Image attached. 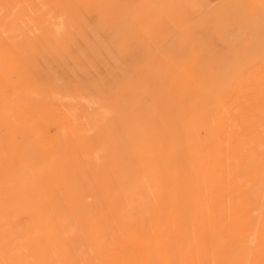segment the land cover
<instances>
[{
  "label": "rangeland",
  "instance_id": "obj_1",
  "mask_svg": "<svg viewBox=\"0 0 264 264\" xmlns=\"http://www.w3.org/2000/svg\"><path fill=\"white\" fill-rule=\"evenodd\" d=\"M254 5L0 0V264H264V142L219 84Z\"/></svg>",
  "mask_w": 264,
  "mask_h": 264
},
{
  "label": "bare ground",
  "instance_id": "obj_2",
  "mask_svg": "<svg viewBox=\"0 0 264 264\" xmlns=\"http://www.w3.org/2000/svg\"><path fill=\"white\" fill-rule=\"evenodd\" d=\"M251 2L256 7V11H264V0H251ZM180 3V2H179ZM131 5V4H130ZM241 14V12H239ZM264 14V13H263ZM235 20V19H234ZM246 27L249 30L248 36L246 38L242 39L241 42V50H243L245 53L242 54L241 60L238 62V64L235 66V70H227L223 73V75L219 76L220 79V85L224 86L226 88L225 94L220 99L222 103H224V119L223 121L226 122L227 126L233 129L234 132H237L240 134L243 129L242 124V118L245 117L248 119V122L253 126L252 131L255 132V134L258 136L259 142H264V132H260L258 130L257 124H256V118L253 116V113H249L246 110V107L249 105V103L255 102L257 106L263 107L264 106V18L259 17L258 15H250L246 19ZM208 28V27H207ZM17 38V37H16ZM116 44V43H115ZM232 50V49H231ZM236 58V57H235ZM239 60V59H238ZM159 61V60H158ZM162 61V60H161ZM229 62V61H228ZM227 62V63H228ZM161 64V63H160ZM168 86V85H167ZM147 87V86H146ZM185 91V90H184ZM254 91L256 95L250 96L249 92ZM162 92V91H161ZM181 95V94H180ZM180 100V99H179ZM162 101V100H161ZM173 101V100H172ZM158 102V100H157ZM164 101H162L163 103ZM236 102H241L240 108L241 111L234 112L232 111L233 105ZM161 103V104H162ZM163 105V104H162ZM169 106V104H168ZM171 107V105H170ZM169 107V108H170ZM173 110V109H172ZM178 114V113H177ZM185 115V114H184ZM255 118V119H254ZM134 121V120H133ZM256 124V125H255ZM74 127V126H73ZM79 127V126H78ZM242 128V129H241ZM65 131V130H64ZM69 132V131H68ZM247 132V131H246ZM67 132L63 133L66 134ZM121 133V131H120ZM125 133V132H124ZM248 133V132H247ZM62 134V135H63ZM69 134V133H68ZM122 134V133H121ZM126 134V133H125ZM70 135V134H69ZM68 135V136H69ZM72 135H74L72 133ZM253 135V134H252ZM67 136V135H65ZM254 136V135H253ZM70 138V137H69ZM117 138V137H116ZM191 138V137H190ZM91 140V139H89ZM82 141V140H81ZM5 143V142H4ZM72 143V142H71ZM1 144V143H0ZM74 144V143H72ZM72 144H70L72 146ZM75 145V144H74ZM93 146V145H92ZM250 146V145H249ZM74 147V152L76 153L78 150L75 149V146H72L71 149ZM87 146L85 145V148ZM4 148V147H3ZM77 150V151H76ZM93 150V149H92ZM91 151V149H90ZM96 151V150H95ZM94 151V152H95ZM72 152V151H71ZM78 153V152H77ZM39 154V153H38ZM84 154H87L84 153ZM90 154V153H88ZM93 154V153H92ZM97 154V151H96ZM95 154V155H96ZM40 155V154H39ZM74 155V154H73ZM100 155V154H98ZM84 156V155H83ZM92 156V155H91ZM75 156H73L74 158ZM86 157H88L86 155ZM98 157V156H97ZM79 158V157H78ZM77 158V160H78ZM89 158V157H88ZM76 159V158H75ZM82 158L80 157V160ZM92 158H89L91 162ZM98 159V158H97ZM79 160V161H80ZM44 161V160H43ZM82 161V160H81ZM96 161V157H95ZM99 161V160H98ZM96 161V164L98 163ZM4 162H6L4 160ZM77 163V161H75ZM101 162V161H100ZM7 163V162H6ZM82 163V162H81ZM81 163H77V165L81 166ZM93 163V162H92ZM8 164V163H7ZM83 164V163H82ZM94 164V163H93ZM84 165V164H83ZM92 165V164H91ZM85 166V165H84ZM98 166V165H97ZM12 167V166H11ZM82 167V166H81ZM79 167L78 169H80ZM94 167V166H93ZM92 167V168H93ZM228 167V165H227ZM50 168V167H49ZM85 168V167H84ZM83 168V170H84ZM95 168V167H94ZM48 170V169H47ZM82 170V171H83ZM104 170V169H103ZM107 170V169H106ZM80 171V170H79ZM87 171V170H86ZM63 172V171H62ZM81 173V172H80ZM83 174V173H82ZM85 174V173H84ZM87 174V173H86ZM106 174V173H105ZM89 175V174H88ZM110 175V173H109ZM108 175V177H109ZM88 177V176H87ZM106 177V176H105ZM201 177V176H200ZM203 177V176H202ZM86 178V177H85ZM90 178V177H89ZM110 178V177H109ZM63 179V177H62ZM84 179V178H83ZM88 179V178H87ZM89 180V179H88ZM110 180H112L110 178ZM87 181V180H84ZM100 181V180H99ZM98 181V182H99ZM90 182V181H89ZM88 181L86 183H89ZM113 182V181H112ZM50 183V182H48ZM93 183V182H92ZM67 184V183H66ZM107 184V182H105ZM88 185V184H87ZM94 183L91 185H88L87 188L94 187ZM108 185V184H107ZM252 185V184H251ZM92 189V188H91ZM90 188L88 189V191ZM96 189L94 188V191ZM118 190V189H117ZM73 191V190H72ZM206 191V190H205ZM97 192V191H96ZM112 193L116 192L114 190L111 191ZM119 193V191H117ZM73 193V192H72ZM95 193V192H94ZM74 194V193H73ZM91 194V193H90ZM93 195V194H92ZM96 196V195H95ZM94 200V199H93ZM66 201V200H65ZM89 201V198H88ZM74 203V202H73ZM72 204V203H71ZM124 204V203H123ZM67 205V204H66ZM73 205V204H72ZM263 205V204H262ZM64 206V205H63ZM70 207V205H67ZM83 206V205H79ZM77 207V206H76ZM85 207V206H84ZM121 208V207H120ZM124 208V207H123ZM179 208V207H178ZM74 209H78L74 208ZM83 209V208H82ZM99 209V208H98ZM123 210V209H122ZM79 212V211H78ZM83 212V211H80ZM102 212V211H101ZM104 212V211H103ZM107 212V211H106ZM119 212V211H118ZM121 212V211H120ZM84 214V213H83ZM78 216V215H77ZM82 216V215H81ZM85 216V215H84ZM106 216V215H104ZM79 218V216H78ZM83 218V216H82ZM93 218V217H92ZM96 218V217H95ZM93 218V219H95ZM105 219V218H104ZM96 220V219H95ZM106 222H108L107 219H105ZM97 221V220H96ZM99 221V220H98ZM90 223V221L88 220ZM95 222V221H93ZM92 222V223H93ZM87 224V223H86ZM91 224V223H90ZM94 224V223H93ZM109 223H107L108 225ZM95 226V225H94ZM93 227V225H92ZM101 229V228H100ZM99 229V230H100ZM95 230V228H94ZM99 253V252H98ZM121 253V251H120ZM96 254V253H95ZM97 255V254H96ZM121 255V254H120ZM111 257V256H110ZM64 264V263H63Z\"/></svg>",
  "mask_w": 264,
  "mask_h": 264
}]
</instances>
